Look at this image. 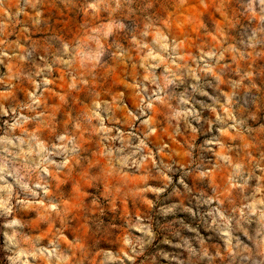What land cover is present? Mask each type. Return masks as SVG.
<instances>
[{"label":"clouds","instance_id":"obj_1","mask_svg":"<svg viewBox=\"0 0 264 264\" xmlns=\"http://www.w3.org/2000/svg\"><path fill=\"white\" fill-rule=\"evenodd\" d=\"M191 3L0 0V66L6 69L0 74L5 89L0 90V251L6 264H137L155 241L151 224L140 216L134 222L129 218L126 227L113 237L116 251L100 247L112 231L102 221H91L94 227L87 238L69 240L65 236L73 205L59 194L60 177L68 179L93 164L85 136L94 138L98 148L95 169L99 175L92 179L104 189L105 199L111 197V203L132 196L154 208L145 195L152 193L159 199L173 184L170 173H182L178 184L184 192L173 188L172 195H184L191 206L171 204L160 213L166 217L179 208L198 226L179 221L180 227L171 231L172 239L162 241L177 254L161 250L146 258L145 264H160L158 257L167 264H264V124L249 126V122L258 123L252 114L256 85L252 72L239 66L253 54L264 57V0H198L202 7L211 5L221 13L225 24L223 29L216 27L218 39L214 38L213 45L206 50L197 44L198 55L188 57L187 35L182 38L180 28L195 26L207 32L191 14ZM157 5L162 9L159 14H155ZM165 5L174 10L172 14ZM61 11L82 13L96 26L82 24V31L75 36L53 31L43 42L31 39L33 32L48 29L51 18ZM102 15L107 23L99 22ZM225 29L235 31L237 38L232 40ZM13 34L14 40L10 39ZM117 37L126 39L128 46ZM226 56L236 64L234 69ZM109 61L128 63L138 70L131 86L137 98L136 111L127 112L123 121L130 131H123L122 121L117 119L122 94L108 100L92 84L103 76ZM58 70L61 79L67 78L66 95L57 94L61 104L67 105V96L81 89H86L90 98L82 111L67 117L60 131L46 96L51 94ZM229 72L238 79L225 81L223 76ZM25 83L30 87L20 102L14 90ZM225 84L230 91L222 89ZM158 109L173 136L188 133L194 137L206 126L204 134L211 138L203 141L201 151L208 159L197 162L192 155L195 146L189 144L186 165L174 169L173 164L158 161L148 144L157 134L152 114ZM204 112L213 118L205 119ZM166 148L167 144L158 147L161 157ZM131 174H138L140 183L131 185ZM216 174H222L220 184ZM188 178L207 182L210 194L194 192L186 183ZM151 179L163 181L164 186L152 187ZM65 195L71 198L73 193ZM92 207H98L95 199L91 206L83 207L85 216ZM25 216L32 217L31 222ZM57 223L59 227H54ZM185 231L190 235H184ZM210 241L218 243L210 246Z\"/></svg>","mask_w":264,"mask_h":264},{"label":"rangeland","instance_id":"obj_2","mask_svg":"<svg viewBox=\"0 0 264 264\" xmlns=\"http://www.w3.org/2000/svg\"><path fill=\"white\" fill-rule=\"evenodd\" d=\"M165 7L167 8L166 5ZM189 10L192 15L198 18V23L205 25L207 28L206 33L203 29H198L195 26H192L191 28L182 26L180 28L181 37L183 38L187 35V39L185 41V55L191 57L193 55H198L197 44H203L207 50L208 46L215 43V39H218L215 29L217 26L223 29L225 22L223 15L215 11L213 6L210 5L209 7L204 8L199 5L198 0H192ZM161 11L162 9L159 5H157L155 14H159ZM173 11V9L167 8L168 14H172ZM187 14L188 13L186 12L185 15ZM228 14L230 15V13ZM99 22L107 23L108 21L102 15L99 17ZM85 23H92V26H96L95 23L85 18L82 13L73 14L71 12L61 11L54 14L51 18L48 29H45L43 32H33L31 39L43 42L48 38V33L53 31L64 33L69 36H75L82 31L80 26ZM225 34L230 36L232 40L237 38L235 31L229 32L225 29ZM10 39H16V35L13 34ZM117 39L123 46H128L129 42L126 39H121L119 37H117ZM101 43H104V41H101ZM105 47H108L107 43H105ZM226 61L231 65L232 69L236 67V64L232 62V58L230 56H226ZM239 66L241 69L251 71L253 74L252 83L256 85V88L253 89V94L256 97V105L252 109V114L257 117L258 123L253 124L249 122V126L258 128L259 125L264 124V57L257 58L253 54L251 59H248L246 62L241 61ZM5 71L6 69L0 66V74H3ZM137 72L138 70L132 69L131 65L128 63L117 64L116 62L109 61L108 67L104 69L103 76L92 81L94 88L99 91L101 96L105 99L111 100V96L122 94L123 105L117 107V119H121L123 131L131 130L127 124H123V121L127 119V112L136 111L135 106L137 98L132 91L131 86L135 82ZM61 76L62 73L58 70L55 74V83L52 86L51 94H46L49 111L54 113L56 117L55 123L57 125V131L62 130V127L65 123H67V117L70 114L82 111L90 103L87 90L81 89L80 92H74L67 96V105L61 104L57 94L66 95L65 81L67 79L66 77L61 79ZM223 79L225 81L235 80L238 79V77L229 72L223 76ZM244 86H249L248 80L244 81ZM29 87L30 86L26 83L17 84L14 94L18 101L22 102L25 99L24 90ZM222 89L224 91H230L227 84L222 85ZM0 90H5L2 85H0ZM208 91L210 94H213L211 89H208ZM205 102L210 101L205 99ZM121 108L126 109V111H121ZM152 115L153 119L156 121L157 134L149 139L148 144L149 148L156 153V159L158 161L163 159L164 163L173 164L174 169L179 168L182 164L186 165L189 158L185 155V153L189 150V144H193L195 146L192 155L197 162L201 159H208V156L201 151L203 141L211 138L210 134H204L206 126L204 131L198 133L194 137L188 133H185L183 136H173V129L169 127L167 121L164 119L163 111L158 109ZM203 116L205 119L213 118L208 112H204ZM195 126L198 128L200 127V125ZM137 128L139 130L138 122ZM214 131L215 129H213V132ZM247 139L251 140L250 137ZM228 143L230 142L226 141V144ZM237 143H239V141H237ZM164 144H167L168 148L164 150L163 157H161V155L157 152V149ZM85 145L86 150L90 153L88 159L91 160L93 164L85 165L82 172H79L78 174L74 173L73 176L68 179H65L63 176L60 177L61 184L59 194L64 196L66 202L73 205L69 213V223L66 225L65 236H67L69 240L82 237L87 238L90 229L94 227L91 221H102L103 225L105 227H110L112 231L107 237H105L107 242L101 243L100 247L116 251L118 246L115 244L113 237L118 236L120 231L126 227L129 218H131L134 222L135 218L140 216L144 219L145 223L151 224L153 231L156 233V239L152 245L146 249L145 255L137 260V264H145L146 258L150 259L152 255L161 250L167 251L173 255L177 254L175 249L171 248L169 245L163 244L162 241L165 238L172 239L171 231L180 227L179 221L190 223L193 227H197L198 222L192 220L187 213L182 212L179 208L174 214H170L166 217L161 215L160 209L168 207L171 204H181V202H183L184 206H191L189 200L184 195H172L173 188H179L182 194L184 192L183 187L178 184V180L182 173L178 171L170 173V175H172L173 184L168 187L159 199H157V197L152 193L145 195L146 199L151 200L155 204L154 208H149L147 204L140 203L139 198L134 199L132 196H129L128 198H119L115 201V203H111V197L109 196L108 199H105L104 197L107 194L104 189L101 185L97 184L94 179H92L93 177L99 175L95 169V162L97 158L96 153L98 151L96 146L97 142L94 138L85 136ZM231 146L235 147V144H232ZM261 150H264V146H262ZM253 154L256 155L255 152ZM131 175V185L140 183V181L136 179V175L138 174ZM84 177H87L88 179L85 180ZM221 178L222 174H216L215 180L217 184L221 183ZM186 183H188L189 187L193 188L194 192L205 191L210 194L207 182L202 184L195 181L193 178H188L186 179ZM253 183L255 182L253 181ZM109 184L111 185V181ZM149 184L152 187L164 186L163 181L155 179L149 180ZM69 191L73 193L71 198L65 195V193H68ZM92 199L96 200L98 207H92L91 211L87 214V216H85L83 207L85 205L91 206ZM113 208L115 211H112ZM24 219L31 222L32 217L25 216ZM54 227H59V224L57 223ZM42 231H48V229L43 228ZM135 234L139 235V233ZM183 234L186 236L190 235L186 231ZM201 234L205 235V238L207 239V234L204 233L203 229H201ZM209 243L211 246L217 244L218 241H210ZM2 244L3 238L0 237V245ZM3 257L4 253L0 251V264H6ZM158 259L160 264H167L166 261H163L159 257Z\"/></svg>","mask_w":264,"mask_h":264}]
</instances>
